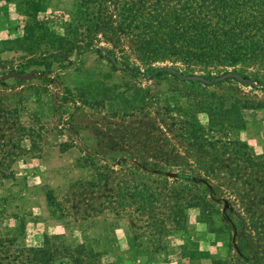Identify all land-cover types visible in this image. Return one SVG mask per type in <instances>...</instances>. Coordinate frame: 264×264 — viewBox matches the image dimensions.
<instances>
[{
    "label": "rangeland",
    "instance_id": "1",
    "mask_svg": "<svg viewBox=\"0 0 264 264\" xmlns=\"http://www.w3.org/2000/svg\"><path fill=\"white\" fill-rule=\"evenodd\" d=\"M76 7L74 0H49L45 15L50 26ZM26 19L14 1L0 0V41L20 34ZM1 46L0 238L14 239L15 248L41 247L47 238L58 241L54 237L59 236L71 246L83 243L97 251L104 264H213L234 256L221 220L225 199L231 217L242 221L237 239L253 261L264 264L259 183L264 168L261 163L251 169L242 161L245 154L264 161L263 109L243 110L244 125L221 129L210 124L207 112H195L209 142L201 147L182 128L194 102L170 77L132 78L121 65L112 68L95 49L39 65L41 55L3 51ZM9 74L33 77H5ZM222 84L215 90L264 102V90L256 84L234 79ZM133 85L144 90L141 110L124 106ZM198 163L213 165L209 179L220 200L187 208L186 228L180 230L184 222L171 230L166 196L169 187L181 185L172 179ZM92 165L107 176L106 182L96 179ZM143 165L165 169L168 183ZM119 182L137 190L149 185L158 198L155 206L142 212L127 196L118 199L114 188ZM48 193L54 198L51 205ZM54 264L69 262L60 256Z\"/></svg>",
    "mask_w": 264,
    "mask_h": 264
},
{
    "label": "trees",
    "instance_id": "2",
    "mask_svg": "<svg viewBox=\"0 0 264 264\" xmlns=\"http://www.w3.org/2000/svg\"><path fill=\"white\" fill-rule=\"evenodd\" d=\"M12 1L27 19L20 24V34L0 41L3 51L41 55V65L63 59L73 51L81 53L95 49L108 59L112 68L119 64L132 78L170 77V82L194 102L190 117L182 121V128L198 146L209 142L202 136L203 128L195 112H207L210 124L221 129L225 125L234 128L244 125L243 110H264V102L260 100L242 99L230 92L215 90L228 79L214 81L219 75L233 71L245 80L234 79L236 82L249 86L256 84L264 90V0H74L76 9L68 16L59 17L57 14L56 17L61 19L55 20L53 27L45 15L49 0ZM54 26H60L61 31ZM124 48L128 49V54ZM117 51L121 54L117 55ZM213 72L218 74L212 75ZM191 75H198L209 82L186 78ZM143 91V88L133 85L131 96L123 100L124 106L141 110ZM233 143L239 144L237 141ZM245 155L242 161L249 168L261 163L264 168V161ZM92 166L98 174L96 179L100 177L106 182L107 176L98 166ZM212 166L198 163L188 171L176 173L172 179L181 181V185L177 188L180 190L169 187L170 193L166 196L170 203L165 218L171 230L184 224L187 208L208 206L206 200H220L209 179ZM141 167L156 170L155 173L162 177L161 182L168 183L165 169L150 165ZM259 183L264 198V176ZM88 184L91 188L97 185L94 181ZM143 185V190H137L136 185L129 189L124 182H119L114 188L115 197L125 199L127 196L132 204L138 206L137 209L147 212L155 206L158 198L151 193L149 185ZM46 199L50 205L54 203L50 193L46 194ZM221 203L225 207L221 220L229 232L228 246L234 256L214 259L213 264H263L253 261L246 253L237 239L242 221L231 217L227 200L223 199ZM185 225L186 222L180 230H184ZM54 238L58 241L49 242L47 238L41 247L15 248L14 239L0 238V264H54L60 256H64L69 264H104L100 253L85 244L71 246L59 240V236Z\"/></svg>",
    "mask_w": 264,
    "mask_h": 264
},
{
    "label": "water",
    "instance_id": "3",
    "mask_svg": "<svg viewBox=\"0 0 264 264\" xmlns=\"http://www.w3.org/2000/svg\"><path fill=\"white\" fill-rule=\"evenodd\" d=\"M5 77H16V78H19V79H30L33 77V75L31 74H26V75H15V74H9V75H6ZM188 79H192V80H201V81H205V82H209L207 81L206 79L198 76V75H191V76H188L186 77ZM225 79H237L239 81H245L239 74L235 73V72H226L222 75H219L218 77H216L214 79V81H222V80H225Z\"/></svg>",
    "mask_w": 264,
    "mask_h": 264
}]
</instances>
